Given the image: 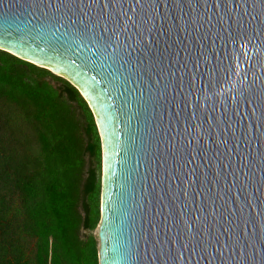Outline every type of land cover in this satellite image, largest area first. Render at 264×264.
<instances>
[{"label": "water", "instance_id": "water-1", "mask_svg": "<svg viewBox=\"0 0 264 264\" xmlns=\"http://www.w3.org/2000/svg\"><path fill=\"white\" fill-rule=\"evenodd\" d=\"M0 50L94 114L99 264H264V0H0Z\"/></svg>", "mask_w": 264, "mask_h": 264}, {"label": "trees", "instance_id": "trees-1", "mask_svg": "<svg viewBox=\"0 0 264 264\" xmlns=\"http://www.w3.org/2000/svg\"><path fill=\"white\" fill-rule=\"evenodd\" d=\"M101 164L80 92L0 50V264H99Z\"/></svg>", "mask_w": 264, "mask_h": 264}, {"label": "rangeland", "instance_id": "rangeland-1", "mask_svg": "<svg viewBox=\"0 0 264 264\" xmlns=\"http://www.w3.org/2000/svg\"><path fill=\"white\" fill-rule=\"evenodd\" d=\"M90 166H93L94 168H97V166H98L97 160L94 161L91 158H89L87 167L89 168ZM100 178L101 179L103 178V158H102V164H101V169H100ZM97 230H98V228L92 233L94 236H97ZM86 234H87L86 232H82L83 236H86Z\"/></svg>", "mask_w": 264, "mask_h": 264}, {"label": "snow or ice", "instance_id": "snow-or-ice-1", "mask_svg": "<svg viewBox=\"0 0 264 264\" xmlns=\"http://www.w3.org/2000/svg\"><path fill=\"white\" fill-rule=\"evenodd\" d=\"M61 6L63 7L64 5H61ZM215 6H218V5H215ZM47 7H52V5L51 4H48ZM106 7H109V5H106ZM253 19L255 20V19H257V17L256 16H253ZM262 115H264V114H262Z\"/></svg>", "mask_w": 264, "mask_h": 264}]
</instances>
